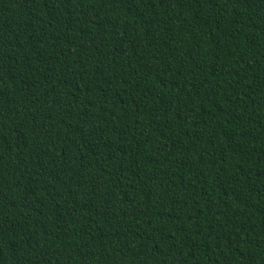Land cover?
Segmentation results:
<instances>
[{
	"label": "trees",
	"instance_id": "trees-1",
	"mask_svg": "<svg viewBox=\"0 0 264 264\" xmlns=\"http://www.w3.org/2000/svg\"><path fill=\"white\" fill-rule=\"evenodd\" d=\"M0 264H264V0H0Z\"/></svg>",
	"mask_w": 264,
	"mask_h": 264
}]
</instances>
